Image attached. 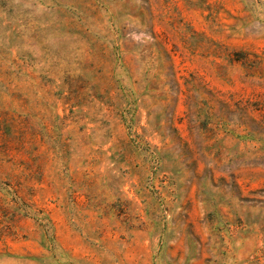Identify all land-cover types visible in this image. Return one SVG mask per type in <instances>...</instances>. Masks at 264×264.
<instances>
[{
	"label": "rangeland",
	"instance_id": "1",
	"mask_svg": "<svg viewBox=\"0 0 264 264\" xmlns=\"http://www.w3.org/2000/svg\"><path fill=\"white\" fill-rule=\"evenodd\" d=\"M0 264H264V0H0Z\"/></svg>",
	"mask_w": 264,
	"mask_h": 264
}]
</instances>
